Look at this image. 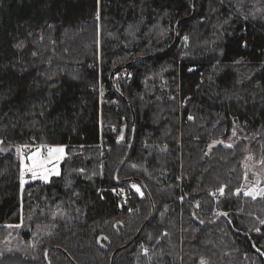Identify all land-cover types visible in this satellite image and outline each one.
Segmentation results:
<instances>
[{"label": "trees", "instance_id": "1", "mask_svg": "<svg viewBox=\"0 0 264 264\" xmlns=\"http://www.w3.org/2000/svg\"><path fill=\"white\" fill-rule=\"evenodd\" d=\"M190 5L0 0V264H47L49 245L108 264L143 223L112 264H264L242 167L264 161V0H195L162 52ZM39 144L64 147L59 172L21 183L16 148Z\"/></svg>", "mask_w": 264, "mask_h": 264}, {"label": "rangeland", "instance_id": "2", "mask_svg": "<svg viewBox=\"0 0 264 264\" xmlns=\"http://www.w3.org/2000/svg\"><path fill=\"white\" fill-rule=\"evenodd\" d=\"M231 136L226 142L227 145H232L240 137L238 133V123L233 121L230 126ZM54 148H63L62 145L51 144V145H21L16 148L19 167H20V181L22 183L21 172L23 171V183L26 180L39 179L43 181H48L51 176L58 174L59 163L64 157L56 159L59 153H53L49 156V150ZM39 152L38 160L46 161L43 167L33 168V161L29 159L34 153ZM263 156L257 158L253 157V154L247 152L242 158V167L244 168L243 183H245V173L252 175L250 180H247L248 186L245 188L244 193H251V197H259L264 195V161ZM31 169V170H30ZM33 171L36 172V176H33ZM46 177V178H42ZM246 183V184H247ZM136 188L137 185H134ZM187 197V194L181 193L179 196L180 203L183 198ZM191 203L196 206V201L192 200Z\"/></svg>", "mask_w": 264, "mask_h": 264}, {"label": "water", "instance_id": "3", "mask_svg": "<svg viewBox=\"0 0 264 264\" xmlns=\"http://www.w3.org/2000/svg\"><path fill=\"white\" fill-rule=\"evenodd\" d=\"M194 5H195V0H191V12L190 14L186 15V16H183V17H180L179 19H177L174 23V37H173V40L172 42L169 44V46L164 49L162 52H166L167 50H169L173 45L174 43L176 42L177 38H178V31H177V26L180 22L186 20L187 18L191 17L194 13ZM152 54H145V55H137L135 57H132L131 59L125 61V62H122V63H119L118 65H116L115 67L112 68V70L110 71L109 73V79L110 81L112 82V76L113 74L119 70L120 68H123L125 66H128L129 64H131L132 62H134L135 60H138L139 58H143V57H147V56H151ZM113 84V82H112ZM125 101H127L126 98H124ZM128 102V101H127ZM129 106L130 108L132 109V105L129 103ZM134 129H135V125H134V113L132 111V129H131V136H130V140H129V143H128V146H127V149L122 157V160L120 161V163L118 164V166L116 167L115 171H114V178L116 179L117 178V173L119 171V169L121 168V166L123 165V163L125 162L127 156H128V153H129V150L131 148V145H132V141H133V137H134ZM122 135H120V138H121ZM214 143H209L208 144V148L210 146H212ZM252 178V175L248 174L247 175V179L250 180ZM122 181H131V180H136V181H140V179H138L137 177H134V176H130V177H124L121 179ZM142 183V182H141ZM142 186L144 188V191L150 201V205H151V213L154 209V204H153V201H152V198L150 196V193L148 192L146 186L142 183ZM117 224H120V221H115L114 222V226H116ZM144 224V223H143ZM142 225H140V227L137 229L136 233L134 234V236L126 243L122 244V245H119L117 246L115 249L112 250L111 254H110V257H109V263L108 264H112L113 262V258H114V255L116 254V252L124 247H126L132 240H134V238L140 233L141 229H142ZM101 238H104V235L103 234H100L97 238L98 242L100 241ZM50 248H55V249H58L60 251H62V253L69 259V261L72 263V264H78L74 261V259H72V257L68 254V252H66L62 247L58 246V245H49L46 247L45 249V259L47 261V264H49L48 262V256H47V253H48V250Z\"/></svg>", "mask_w": 264, "mask_h": 264}, {"label": "snow or ice", "instance_id": "4", "mask_svg": "<svg viewBox=\"0 0 264 264\" xmlns=\"http://www.w3.org/2000/svg\"><path fill=\"white\" fill-rule=\"evenodd\" d=\"M53 153H59L60 155L56 157V159H60L63 157V153H64V149L63 148H54V149H50L49 150V156L51 157ZM39 157V152L34 153L31 157H29L30 160L33 161V168L36 167H43L44 164L46 163V161H42V160H38ZM31 170V169H30ZM33 176H36V172L33 171ZM21 178H22V183H23V171L21 172ZM42 178H46V177H42ZM135 187V186H134ZM136 191H140L139 188L136 189ZM246 195H251V193H245Z\"/></svg>", "mask_w": 264, "mask_h": 264}]
</instances>
